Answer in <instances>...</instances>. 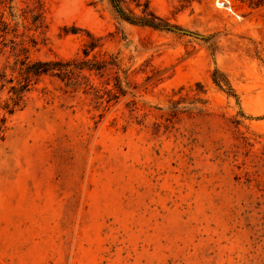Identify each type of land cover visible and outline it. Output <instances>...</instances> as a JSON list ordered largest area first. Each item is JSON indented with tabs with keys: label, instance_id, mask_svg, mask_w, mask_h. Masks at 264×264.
<instances>
[{
	"label": "rangeland",
	"instance_id": "1",
	"mask_svg": "<svg viewBox=\"0 0 264 264\" xmlns=\"http://www.w3.org/2000/svg\"><path fill=\"white\" fill-rule=\"evenodd\" d=\"M40 2L38 30L36 1L0 5V72L118 65L42 75L13 114L0 89V264H264V0H124L170 30L110 0Z\"/></svg>",
	"mask_w": 264,
	"mask_h": 264
},
{
	"label": "trees",
	"instance_id": "2",
	"mask_svg": "<svg viewBox=\"0 0 264 264\" xmlns=\"http://www.w3.org/2000/svg\"><path fill=\"white\" fill-rule=\"evenodd\" d=\"M37 2L33 7L29 8V10H25V13H29V20L32 27H29L28 29H35L38 30L39 28H42L44 26L45 20H44V10L42 8V4L40 0H34ZM118 14L121 18L142 26H149L153 27L155 29H162V30H170L173 29V26L162 17L158 16L153 10L149 8V6H146L142 10V15H135V14H129L126 9L123 7L124 0H110ZM14 0H0V5H4L6 8L10 10V14L15 17L14 14ZM27 18V17H26ZM0 26L3 34L9 33L11 30L16 32L15 28L11 27V24L7 22L4 18V14L0 15ZM26 28V26H25ZM87 35L89 37V41L85 43L84 45V53L85 55H89L92 50H94L97 46H102V39L101 36H96L93 33L86 31ZM17 34V33H15ZM31 45L35 46L37 44V41L31 37ZM14 45L13 49H16V46L22 45L21 50L23 52L28 51V47L25 45V42L22 40V42H17L14 39L11 40ZM112 62L103 60L102 61H95L91 62L90 65H84V66H78L77 61L73 60H32L30 57L27 56L24 59H21L19 63L15 64V67L12 68L13 72H17L16 77H7V73L5 71V68L0 72V89H3L6 87L8 83H11V86L9 88V92L12 93V95L9 97L10 100H8L2 107L6 109L10 114L15 113L17 110L22 109L25 106V94L27 91L30 90V86L34 82V79L37 80L42 75L46 74H56L59 77H67L70 79L72 75H74L76 69H84L87 68L90 71L92 70H102L103 67L107 66V63L118 65L116 56L111 55ZM90 61V60H89ZM219 69L216 68L213 72V81L216 85H218L221 89L227 90L229 93L232 92L233 88L230 84L229 79L224 75L223 78L220 79L218 77ZM14 81H16V84H14ZM116 88L118 92L123 94V87L120 83V79L117 78L116 82Z\"/></svg>",
	"mask_w": 264,
	"mask_h": 264
},
{
	"label": "water",
	"instance_id": "3",
	"mask_svg": "<svg viewBox=\"0 0 264 264\" xmlns=\"http://www.w3.org/2000/svg\"><path fill=\"white\" fill-rule=\"evenodd\" d=\"M182 32H186V33L195 34V33H192V32L186 31V30H182Z\"/></svg>",
	"mask_w": 264,
	"mask_h": 264
},
{
	"label": "bare ground",
	"instance_id": "4",
	"mask_svg": "<svg viewBox=\"0 0 264 264\" xmlns=\"http://www.w3.org/2000/svg\"><path fill=\"white\" fill-rule=\"evenodd\" d=\"M218 4H219V5H222V3H220V2H218ZM223 5H224V3H223Z\"/></svg>",
	"mask_w": 264,
	"mask_h": 264
}]
</instances>
